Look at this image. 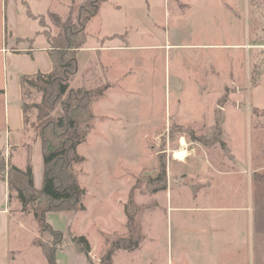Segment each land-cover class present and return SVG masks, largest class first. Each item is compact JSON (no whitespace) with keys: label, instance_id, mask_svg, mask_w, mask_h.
Masks as SVG:
<instances>
[{"label":"rangeland","instance_id":"1","mask_svg":"<svg viewBox=\"0 0 264 264\" xmlns=\"http://www.w3.org/2000/svg\"><path fill=\"white\" fill-rule=\"evenodd\" d=\"M4 1L8 8L12 6V0H0V38L3 33ZM25 1L30 12L41 17L53 34L57 33V28L48 14L55 13L65 18L69 12L70 0ZM147 1L149 10L141 0H132L123 13H116L107 7L100 15L99 27L103 31L107 30L108 25L115 30L128 26L138 37L152 39L153 43L160 45L165 40L170 44H187L206 40L247 43L250 39L253 47L248 49V54L244 50L191 51L186 47H168L167 60L161 58L154 65L153 91L142 85L136 87L138 92L131 90L125 94L117 106L105 110L110 113L109 119L97 123L84 143L78 146V153L85 159L82 164L75 166L81 187L85 190V209L71 216L61 215L62 220L58 216L60 213H51L56 217H50L48 221L52 228L65 231L66 242L63 241L62 249L66 255V243L73 245L71 236H85L93 251V254L90 253L93 264L99 263L106 239L120 235L108 233V230L115 225L120 208H123L121 205L124 206L127 200V192L137 181L136 200L144 206L140 223L151 244L150 248L144 250L140 261L121 256L118 258L120 264H150L155 258L169 257L171 251L174 257L177 256L178 231L182 227L179 223L184 213L170 214V207L184 209L185 206H196V202L192 203L190 198L192 192H196L192 188L201 185V178L199 174H192L194 177L187 174L191 168L196 172L202 170V160H207L202 149L207 151L208 160L219 161L226 169L236 166L233 161L226 159L230 151L244 162V166L256 162L258 166H264V72L258 84L254 85L256 79H253L264 69V0H194L191 5L195 12L188 22L180 24L173 16L179 14L180 7L184 11L183 5L190 0H181L184 3L181 6L176 0ZM16 2L17 19L12 29L15 31L17 27L19 37L30 36V39H34L35 33L41 30L39 23L27 16L26 8L19 0ZM227 9H231L229 13L235 15L234 22L229 20ZM204 11L210 13L207 26L200 23ZM19 41L21 39L8 33L2 46L10 49L23 47ZM38 43L39 40L35 39L33 46ZM5 71V62L0 53V88ZM237 75L242 77L232 80ZM230 80L234 83L229 84ZM223 83L229 86H225L222 92ZM25 94L24 101H39L38 94L33 90H27ZM218 102L222 103L223 116V109L228 108L225 129L230 142L222 124V139L226 149L219 143L204 146L190 141L181 133V128L186 127L196 134L208 132L213 125L208 118L212 117L214 111L215 119ZM237 106L241 110L232 109ZM181 114L193 116V125L184 124ZM28 118L29 123L35 119L33 110L28 112ZM187 148H195L192 150L193 156H190L187 164H178L173 152L186 153ZM160 155L164 156L166 162V190L150 195L144 183L147 177L157 175ZM257 174L262 185V189L258 190L260 199L264 197V170ZM205 202L208 203L207 198ZM261 212H264V207ZM10 213V231L4 241L0 238V264H47L33 240L40 237L44 242H51L52 236L47 231L39 232L32 216L21 212L15 195L11 199Z\"/></svg>","mask_w":264,"mask_h":264},{"label":"crops","instance_id":"2","mask_svg":"<svg viewBox=\"0 0 264 264\" xmlns=\"http://www.w3.org/2000/svg\"><path fill=\"white\" fill-rule=\"evenodd\" d=\"M191 1L194 2V0H190L184 4L181 0H176L179 6L184 4L185 7L184 11L180 7L179 14L176 17L173 16L177 24L188 22L195 12ZM11 2L12 6L8 8L7 2L4 1L3 33L0 38V53L3 55L6 66L3 84L0 88V156L4 158L5 165L10 163L19 169H25L26 165L30 163L34 186L40 188L43 178L41 145L39 136L25 123L20 77L33 76L37 73L47 74L52 70V62L48 55V44L44 35L37 31L35 38L30 39V36L19 37L17 27L13 31L12 24H16L17 19V2L16 0ZM141 2L149 10L148 1L141 0ZM131 3L132 0H104L98 15L88 22L85 43L76 54L78 70L71 80L73 88L94 87L104 83L111 85L105 95L93 104L95 121L91 131L97 123H103L109 119L110 113L108 114L105 110L118 105V101L125 94L133 90L138 92L136 87L142 85L153 91L156 73L154 65L161 58L164 61L167 60L168 47H186L191 51L232 50L237 52L244 50L247 54L248 49L253 47L250 39L247 43L206 40V42L187 44L180 42L170 44L169 41L165 40V43L160 45L153 43L152 39L138 37L128 26L115 30L112 28L113 26L108 25L107 30L102 31L99 26H101L100 15L104 9L110 7L116 13H123ZM230 10L227 9V16L231 22H234L236 17L229 13ZM209 16V11H204L200 17L201 25L207 26L209 24L207 22ZM223 19L225 18L223 17ZM8 33L12 34L14 38L21 39L19 43L23 47L11 49L3 47V41H5V36ZM35 39L39 40V43L33 46ZM28 42L31 44H27ZM240 77L242 75L234 76L232 80ZM232 80L229 81V84L234 83ZM227 85L222 84V92ZM232 109L241 110L238 106L232 107ZM223 110V131L229 141L225 129L228 108ZM213 115L214 111L212 117L208 118L210 124L214 122ZM182 121L186 125H193V116L183 115ZM193 149L195 148L190 150L187 148L185 159L183 161L176 160L177 163L187 164L189 158L193 156ZM202 150L205 158H207V160H202V170L196 172L191 168L187 174L189 177L199 174L201 178V185L192 188V191L196 192L195 194L192 192L190 198L192 203L196 202V206L188 208L185 206L184 209L170 207V214L174 212L184 213L180 217L179 223V226L182 227H179L178 231L177 256L174 257L171 251L169 257L155 258L150 264H264V212H261L264 207V197L258 198V190L262 189V185L257 174L264 170V166H258L257 162L244 166V162L238 160L230 151V156L228 155L226 159L229 162L233 161L236 166L233 167L234 169H226L219 161L208 160L207 151ZM5 165L2 170L0 169L1 173L5 172ZM205 198L208 199V203L205 202ZM10 205L7 181L3 175H0V238L3 241L7 238L11 228ZM166 205L168 204L166 203ZM262 205L263 207H261ZM121 206L124 208L123 204ZM123 208H120L116 223L113 228L108 230V233L120 235L126 233V218ZM51 213H60L58 216L61 217V220V215L71 216L72 214L69 212H49L46 214L48 223L50 217H56ZM59 231L65 233L61 229ZM64 241L66 242L65 239ZM150 244V239L145 234V240L136 251L131 253L117 252L113 258L114 264H120L118 258L121 256H129L131 259L135 258V260L140 261L144 250L150 248ZM66 245L68 248L67 255L62 248L56 253V260L59 264H89L85 256L79 253L72 244L66 243Z\"/></svg>","mask_w":264,"mask_h":264},{"label":"trees","instance_id":"3","mask_svg":"<svg viewBox=\"0 0 264 264\" xmlns=\"http://www.w3.org/2000/svg\"><path fill=\"white\" fill-rule=\"evenodd\" d=\"M26 8V14L37 20L40 26L39 34L44 35L48 44V55L52 62V70L47 74L37 73L33 76H21L20 84L23 99L27 90H33L39 96V101L22 102V110L26 125L39 136L43 162V178L40 188H35L31 164L25 169H19L7 164V186L9 199L15 195L23 214H30L40 233L47 231L53 238L44 242L39 238L33 240L47 264H59L56 253L62 248L64 233L55 230L46 220L49 212L77 213L84 211L83 199L85 190L81 187L75 166L85 159L78 153V146L86 140L90 133L95 116L93 104L102 98L110 88L109 83L94 87L73 88L70 84L78 70L76 54L86 40V26L99 13L104 0H70L69 12L65 18L55 13H49L48 18L57 28L53 34L45 26L39 16H34L25 0H19ZM253 1V0H252ZM254 2V1H253ZM253 4V3H252ZM263 71L253 76L258 80ZM214 123L206 133L196 134L189 127L181 128V133L190 141L210 146L219 143L226 147L222 139V124L224 116L222 103L218 102ZM35 112V119L29 123L28 112ZM257 110V109H256ZM226 149V148H225ZM4 158L0 156V169L4 168ZM157 175L147 177L144 187L148 194L154 195L166 190V162L164 156H158ZM138 181L130 189L124 204L126 218V233L106 239V246L99 258L98 264H114L113 258L119 251L134 252L145 240L143 227L140 223V213L144 210L135 196ZM76 250L83 254L89 264L91 246L83 235L71 236Z\"/></svg>","mask_w":264,"mask_h":264},{"label":"bare ground","instance_id":"4","mask_svg":"<svg viewBox=\"0 0 264 264\" xmlns=\"http://www.w3.org/2000/svg\"><path fill=\"white\" fill-rule=\"evenodd\" d=\"M173 156L176 160L183 161L185 159V151H175Z\"/></svg>","mask_w":264,"mask_h":264},{"label":"built area","instance_id":"5","mask_svg":"<svg viewBox=\"0 0 264 264\" xmlns=\"http://www.w3.org/2000/svg\"><path fill=\"white\" fill-rule=\"evenodd\" d=\"M0 175H3L5 178L7 177V165H5V172L4 173L0 172Z\"/></svg>","mask_w":264,"mask_h":264}]
</instances>
